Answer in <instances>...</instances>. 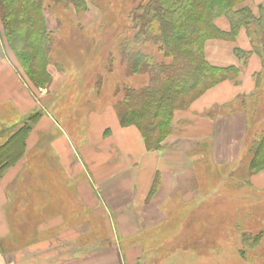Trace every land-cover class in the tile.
Listing matches in <instances>:
<instances>
[{"label":"crops","instance_id":"0c3cea01","mask_svg":"<svg viewBox=\"0 0 264 264\" xmlns=\"http://www.w3.org/2000/svg\"><path fill=\"white\" fill-rule=\"evenodd\" d=\"M247 5L259 16L264 0ZM214 22L231 31L226 17ZM204 52L211 65L236 67L238 76L177 110L159 147H149L137 125L123 124L113 105L56 108L68 80L63 70L49 65V86L34 88L10 54L0 56V133L7 137L43 109L23 156L0 174V264H147L160 234L173 228L205 241V201L217 182L226 192L231 178L243 205L264 195V166L253 169L247 156L243 103L264 74V56L245 27L234 38L208 40ZM6 110L12 117L4 123ZM217 217L212 222L224 219ZM262 228L264 237V218Z\"/></svg>","mask_w":264,"mask_h":264},{"label":"rangeland","instance_id":"374dc122","mask_svg":"<svg viewBox=\"0 0 264 264\" xmlns=\"http://www.w3.org/2000/svg\"><path fill=\"white\" fill-rule=\"evenodd\" d=\"M3 1L0 0V56L4 58L6 54H10L18 70L32 87H48L47 81L53 79L52 75L44 74L35 66V62L30 66V70L37 79H30L27 75V65L22 59V54L29 50L26 48V51L23 49L18 52L13 47L9 48L7 37L4 35ZM249 1L251 0H230L231 7L222 13L215 12L214 18L224 16L231 24L229 16L233 11L240 10V17L248 15L247 11H252L247 5ZM39 2L43 18L38 24L49 30L51 38L49 55L51 60L46 69L48 70L52 64V70H63L68 79L60 94L55 97L56 108H63L66 112L76 109V113L107 105H113L118 109L119 105L125 102L127 93L140 92L152 85L153 78L146 61L168 66L176 63V57L168 51L167 45L161 39L150 38V33L141 22L140 17L144 15L145 8L151 0H39ZM12 7L21 10L19 5ZM195 17L194 13H191L189 23L197 29L206 31L204 37L198 45L185 42L180 44L193 50L203 63L205 44L208 40L229 39L234 36L219 35L203 21H194ZM257 26L262 32L264 21ZM237 76L238 74L231 75L212 70L203 74L193 87L175 92L167 102L166 119L157 117L156 122L160 130L163 133L169 132L177 110L190 107L207 90L223 80L235 79ZM255 80V90L243 101L249 115L247 156L251 162L253 154L256 151L260 152L256 160L263 162L261 166L263 167L264 74L258 75ZM35 81L40 85H36ZM42 112V108H36L30 115ZM145 114L146 117L151 116L150 113ZM11 117L12 113L6 110L4 123ZM5 135L7 134L0 133V144L5 141ZM237 176L240 178V175ZM230 179L224 180L228 185L226 192L222 191L223 186L218 187L221 181L210 188L204 206L207 222L205 229L202 230H205L204 235L207 237L205 241L201 243L190 241L187 239L185 228H173L164 232V235L160 234L147 264H264L262 233L264 195L256 193L254 199L256 203L240 204L235 197L234 184ZM219 205H224L225 207L222 206L224 209H218ZM219 215L224 216V219H220L219 223L212 222Z\"/></svg>","mask_w":264,"mask_h":264},{"label":"trees","instance_id":"16d2710c","mask_svg":"<svg viewBox=\"0 0 264 264\" xmlns=\"http://www.w3.org/2000/svg\"><path fill=\"white\" fill-rule=\"evenodd\" d=\"M13 5L15 7L19 5L21 10L13 8ZM40 6L39 0H4L2 3L4 35L7 37L9 48L13 47L18 52L23 49L29 50L23 52L22 59L27 65L26 73L30 79H37L30 70V66L34 62L35 66L44 74L50 75L46 65L51 60L49 56L51 38L49 30L38 24L43 18ZM230 7V0H151L150 4L146 6L144 15L140 17L141 22L144 23V27L150 33V38L161 39L167 45L168 51L176 57V63L168 66L146 61L153 78L152 85L140 92L127 93L125 102L119 105L118 111L123 124H135L140 128L149 147H159L162 140L171 131L163 133L156 120L157 117L166 119L168 114L167 102L175 92L185 91L193 87L203 74L212 70L231 75H237L239 71L236 67L219 68L213 66L204 55L202 63L193 50L181 45V42L191 45L200 44L201 38L206 32L189 23L191 13L196 16L194 21H203L219 35L235 37L240 28L245 26L254 45V51L264 56V30L260 32L257 28V24L264 21V5L260 7L259 16H256L252 11H247L248 15L240 17V10L233 11L232 15L229 16L231 31L225 33L215 25L214 14L219 11L222 13ZM22 25L24 26L21 27ZM236 52L239 57H244L246 60L250 54L241 50ZM137 59L134 58L136 62ZM50 80L47 81V84L50 83ZM35 84L40 85L36 81ZM145 113H150L151 116L146 117ZM39 115V113L30 115L21 125L14 127L15 129H12L10 135L0 144V174L23 156L32 123L37 120ZM258 155L260 152L257 153L256 151L251 158L253 169L262 166L263 162L256 160Z\"/></svg>","mask_w":264,"mask_h":264}]
</instances>
